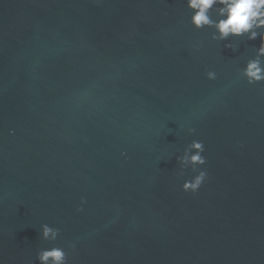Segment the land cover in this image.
Instances as JSON below:
<instances>
[{
    "label": "water",
    "instance_id": "1",
    "mask_svg": "<svg viewBox=\"0 0 264 264\" xmlns=\"http://www.w3.org/2000/svg\"><path fill=\"white\" fill-rule=\"evenodd\" d=\"M193 14L0 0V264H264V82L244 75L264 29L221 40ZM194 140L202 169L178 159Z\"/></svg>",
    "mask_w": 264,
    "mask_h": 264
},
{
    "label": "clouds",
    "instance_id": "2",
    "mask_svg": "<svg viewBox=\"0 0 264 264\" xmlns=\"http://www.w3.org/2000/svg\"><path fill=\"white\" fill-rule=\"evenodd\" d=\"M188 7L193 11L192 24L196 28L204 26L215 27L219 39L225 40L230 35L239 37L248 35L251 40L256 39L258 30L264 29V0H188ZM216 8L218 21H213L208 15L209 11ZM261 46L257 55L264 56V35H261ZM244 75L249 84L264 82V67L260 60H252L246 66ZM194 131V130H193ZM194 153L186 152L178 158L182 164H191L202 169L206 164L203 156L204 145L202 142L193 141L191 145ZM206 172L197 171L191 180H186L182 185L184 192L196 193L206 180ZM58 232L47 225L43 227V239H55ZM40 264H67L66 253L62 248L43 250L38 255Z\"/></svg>",
    "mask_w": 264,
    "mask_h": 264
}]
</instances>
